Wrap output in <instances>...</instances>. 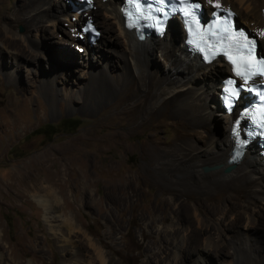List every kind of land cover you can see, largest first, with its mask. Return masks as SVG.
Wrapping results in <instances>:
<instances>
[{"label": "rangeland", "instance_id": "374dc122", "mask_svg": "<svg viewBox=\"0 0 264 264\" xmlns=\"http://www.w3.org/2000/svg\"><path fill=\"white\" fill-rule=\"evenodd\" d=\"M29 1L0 0V39H10L5 37L4 27H7L24 35L31 45H39L45 52L43 57L31 59L32 54L22 51L30 60L20 62L15 71L18 76L14 73L13 79L9 80L3 71L0 76V264L62 263V252L45 220L44 208L33 196L34 192H23L10 181L12 173L17 171L25 172L31 179L35 176L40 182L49 175L59 174L62 184L53 186L57 191L55 214L60 215L65 224L70 220L77 222L81 230L74 233V241L93 264L100 263L83 237L84 230L103 245L110 264H145L147 260L153 264L172 257L175 244L167 243L166 237L174 238L177 231L169 235L170 230L188 224L194 216L191 212L184 217L181 208L173 201L181 195L186 200L185 205L195 203L198 211L206 215V199L218 202L228 194L227 189L220 184L207 193L195 187L184 191L182 177L175 176L169 167H165L166 159L158 161L163 150L156 148L174 146L190 132L170 113L160 114L153 110L154 119L150 115L147 117L145 112L138 119L133 117L132 108L138 104L147 101L154 106L159 100L158 97L150 99L145 96L148 93L141 81H133L138 87L132 100L114 95L105 101L102 97L106 95L94 89L104 86L101 79H91L93 72L99 73L98 77L105 73L102 70L105 61L109 62L113 73L123 71L124 62L118 56L124 45L116 26L112 24L111 41L105 42L90 60L82 50L59 46L70 29V22L64 17L57 21L58 30L46 21L41 25L46 26L47 31H42L34 21L29 22L32 25L29 30L26 17ZM21 7L24 11L20 16L12 18L13 21L8 20L9 15ZM96 7L95 4L93 10ZM241 14L237 16L238 25H242ZM90 18L98 24L95 15ZM182 36L180 34L179 41ZM260 46L264 54L263 41ZM8 47L22 49L16 44ZM57 50H71L73 56L65 52V56L59 57ZM10 60L11 57L5 54L1 63L3 70L9 68ZM56 66L57 73L53 77L50 73ZM150 67L155 71L151 77H159L168 70L167 60L156 52L152 55ZM191 76L197 82L213 85L211 76L196 73ZM47 77L53 79L51 87L40 88V82ZM154 90L152 87L148 92L153 94ZM63 92L72 94V99H65ZM213 95L217 97L216 92ZM209 103L214 110V102L210 99ZM222 115L215 116V120L211 115L213 121L206 122L209 132L225 134L227 129L225 120L220 118ZM77 122L80 124L75 128ZM200 141L199 144L203 145L204 142ZM66 149L70 150L66 152ZM47 158L49 163L56 159L60 161L50 168L45 167L47 163L40 168H24L31 161ZM139 169L141 174L138 175ZM128 182L137 188L136 193L132 192ZM86 193L92 195L89 204L85 202ZM235 193L240 201L246 200L242 188ZM201 201L205 210L199 205ZM219 210L220 215L223 209ZM232 222L233 225L241 224L236 219ZM198 231L197 227L192 228L191 254H183L180 264H194L193 260L200 257L201 251L195 257L202 246L203 236L198 235ZM245 231L260 240L259 248L253 252L246 247L236 254L229 247L218 252L201 249L209 252V264H264V240L252 228ZM252 252H259L263 260L258 261Z\"/></svg>", "mask_w": 264, "mask_h": 264}, {"label": "bare ground", "instance_id": "6f19581e", "mask_svg": "<svg viewBox=\"0 0 264 264\" xmlns=\"http://www.w3.org/2000/svg\"><path fill=\"white\" fill-rule=\"evenodd\" d=\"M200 1L204 3L207 13H210L215 8L214 4L216 0H212V3H209V0ZM123 3L124 0H94V5L96 4L97 6L96 9H91L77 15L72 12V5L68 0H30L28 11L26 12V17L28 18L27 26L31 30L32 25L29 22L34 21L36 22V26L42 31H47V27L41 25L42 22L46 21L49 25L57 29L59 27V22L57 24V21L64 17L70 22V29L65 33L69 37L66 36L62 40L63 43L59 46L64 45V48L67 46L71 50L73 48L77 49V51L82 50L81 52H84V56L90 60L93 57L92 54L99 52L105 42L108 40L111 41L112 24L116 26L118 35L121 37L124 45L123 50L119 52L118 56L124 62L123 71L113 73L109 67V62L105 61L104 65H102V70H105V73L102 72L101 77H98L99 73L97 76L93 72L91 79L95 81L101 79L104 86L100 89H94L97 92H101L100 94L106 95L104 98L102 97L105 101L114 95H117L120 99L123 98V100H132L135 98L132 96L135 95L138 87L137 84H133V81H141L140 84L145 87L148 93L145 96L150 99L158 97L159 100L154 106L147 103V101L138 104L132 108L133 117L138 119L145 112L147 117L150 115V118L154 119L153 110L160 114L170 113L175 121L183 123L190 132L174 146L166 148L160 146L156 148L158 151L163 150V153L161 152V155L157 158L158 161L166 159L168 162L165 164V167H169V171L174 172L175 176L182 177L181 183L183 184L184 191L189 187H195L207 193L213 187L220 184L227 189L228 194L218 202L206 199V215L198 211V206L195 203L191 206L185 205L184 202L186 200L181 198V195H178L176 198L177 201L175 199L173 203L178 208H181L184 217H188L189 213L194 212L193 220H190L188 224L180 225L178 228L172 226L173 228L170 230L169 235H174L177 231L179 236L176 234L174 238L166 237V242H174L175 245L173 248H175V253L172 257H166L162 262H154L153 264H180L183 254H191L189 241L192 239L190 235H194L190 233L193 227H197L199 229L198 235L203 236L202 246L195 253V257H197L196 254L198 252L201 251L202 253L200 257L193 260L194 264L210 263L209 252L206 251L205 253V250H209L210 252L215 250L218 252L225 247H229L233 249V254H236L239 250L241 251V249L247 247L254 252V249L260 247V240L254 234L245 231V229L252 228L260 239L262 238L264 240V159L259 156L255 147L250 143L240 160L230 162L234 141L230 137V130L236 120L238 112L241 110V106L236 107L232 114H225L219 104L218 97L213 95L214 92L217 94L220 92L221 81L230 75V67L219 58L206 65L200 62L198 56L190 55L184 46L185 35L183 28L176 18L169 20L162 36H152L144 40H138L132 31L123 27ZM220 3L222 7L233 8L236 11L235 22L237 16L241 14V9L244 11V14H241L242 19L240 22L242 25L240 24V27L248 29L252 36H254L253 32L256 34L260 40V42L258 41V50H260L261 41L264 42V37L258 36L257 33L264 30V0H220ZM22 10L24 11V7L10 14L8 20L13 21L12 18L20 16ZM93 14L98 20L97 27L101 30V39L95 44L90 45L80 35V27L83 21L94 16ZM244 25L248 28L244 27ZM4 30L7 32L5 37L10 39H0V76L3 71L2 73L6 75L5 77L11 80L14 77V73L16 74L15 71L18 69L20 62L30 60L27 59V55H24L22 51H25L27 54H32L33 57L31 59L43 57L45 52L39 45H31L26 40L27 38L25 39L24 35L8 30L7 27H4ZM180 34L183 35L181 41H179ZM13 44L22 47V49L8 47ZM71 50L65 52L69 56H73ZM59 51L56 52L59 57L65 56V52ZM156 52L161 53L163 58L167 60L168 70L163 74L161 73V76L155 78V76L151 77V73L155 71L150 67V61L152 55ZM5 54L11 57L7 70H3L1 67ZM24 56H26V59L23 58ZM56 59L61 62L59 58ZM204 68L206 69L204 70ZM56 73L57 66L50 74L54 77ZM190 73L211 76L210 79L213 80V85L209 82H197ZM219 75L221 76L219 77ZM46 79L44 80L45 82H40V88L45 89L49 86L51 87V81L53 79L49 77ZM152 87L155 89L153 94L148 92ZM70 96L72 94L63 92V97L69 101L72 99ZM210 99L214 102L212 104L215 108L214 110H211ZM218 107L220 111H218ZM220 113L224 114L220 118L225 120V129H227L224 135L209 132V126L207 127L206 125V122L217 119L215 116H219ZM212 114L214 116L213 119L211 117ZM200 140L204 142L203 145L199 144L201 142ZM69 150L66 149V152ZM40 160L31 161L24 168H40L46 163L45 167L50 168V166H55L60 161V159H56L55 161L51 160V163H49V158ZM231 165L233 167L225 171V168ZM137 174H141V169L137 170ZM38 179L35 176L31 179L25 172L17 171L12 173L10 181L16 187H20L23 192L33 191V196L39 202V205L44 208L45 220L62 252L61 264H93L92 260L85 257L83 249L74 241V233L81 230L77 226V222H71L69 219L68 224H65L60 219V215L55 214L57 211V191L53 189V186H60L62 184L61 177L59 174H55L53 176L49 175L42 182L38 181ZM127 185L131 187L133 193H136L137 188L131 182H128ZM239 188H242L245 192V201H240L239 196L235 193ZM39 192L44 193L37 194ZM85 195V202L89 204L92 195L87 193ZM52 198L56 200L54 201ZM203 201L199 205L203 206ZM205 207L203 210H205ZM219 208L223 209L220 215ZM235 219L241 224L233 225L232 220ZM243 231L244 234L242 233ZM82 234L87 240L96 260L100 264H110L103 245L89 235L86 230ZM201 249L205 250L203 251ZM258 253L253 254L261 262L263 257ZM145 264L152 263L147 260Z\"/></svg>", "mask_w": 264, "mask_h": 264}, {"label": "snow or ice", "instance_id": "6c2138e0", "mask_svg": "<svg viewBox=\"0 0 264 264\" xmlns=\"http://www.w3.org/2000/svg\"><path fill=\"white\" fill-rule=\"evenodd\" d=\"M161 5L165 0H154ZM184 6L178 10L182 12L183 16L189 18V32L192 33L193 39L191 43L196 45L201 51H205V46L208 50H213L212 54L223 53L233 66V71L237 77H240L243 81L241 88L248 85L254 78H264V56H257V42L256 39L250 38L243 30H236L230 20L219 19L216 25L210 28L201 29L199 21L196 19L194 9L200 7L199 4H192L188 0H179ZM212 3V0H209ZM136 10L140 11V4H135ZM214 7L221 9L220 0H216ZM156 11H163V8H157ZM227 12L228 17H231L233 13L224 9ZM195 25V31H193L192 25ZM87 30L92 29V25H88ZM258 36L264 37V30L257 33ZM211 38V42H209ZM228 94V103L231 104V98L239 95V89L235 87V81L229 79L227 81V88L225 89ZM250 92H256L260 97L261 106L257 107L250 114L252 120L264 127V92H257L256 88H248Z\"/></svg>", "mask_w": 264, "mask_h": 264}, {"label": "water", "instance_id": "95a60500", "mask_svg": "<svg viewBox=\"0 0 264 264\" xmlns=\"http://www.w3.org/2000/svg\"><path fill=\"white\" fill-rule=\"evenodd\" d=\"M232 167H233L232 165H231V166H227V167L225 168V171L230 170ZM205 170H207V168H205Z\"/></svg>", "mask_w": 264, "mask_h": 264}, {"label": "trees", "instance_id": "16d2710c", "mask_svg": "<svg viewBox=\"0 0 264 264\" xmlns=\"http://www.w3.org/2000/svg\"><path fill=\"white\" fill-rule=\"evenodd\" d=\"M80 124V122H77L76 125H75V128L78 127ZM51 126V125H50ZM52 127V126H51Z\"/></svg>", "mask_w": 264, "mask_h": 264}]
</instances>
